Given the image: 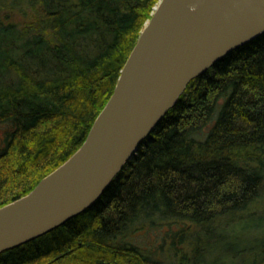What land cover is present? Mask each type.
I'll list each match as a JSON object with an SVG mask.
<instances>
[{"label": "trees", "instance_id": "16d2710c", "mask_svg": "<svg viewBox=\"0 0 264 264\" xmlns=\"http://www.w3.org/2000/svg\"><path fill=\"white\" fill-rule=\"evenodd\" d=\"M157 2L0 0V206L81 145ZM263 195L264 33L191 79L90 207L0 264H264V238L235 236Z\"/></svg>", "mask_w": 264, "mask_h": 264}, {"label": "water", "instance_id": "95a60500", "mask_svg": "<svg viewBox=\"0 0 264 264\" xmlns=\"http://www.w3.org/2000/svg\"><path fill=\"white\" fill-rule=\"evenodd\" d=\"M264 33V0H158L81 145L0 206V253L90 207L188 82Z\"/></svg>", "mask_w": 264, "mask_h": 264}, {"label": "rangeland", "instance_id": "374dc122", "mask_svg": "<svg viewBox=\"0 0 264 264\" xmlns=\"http://www.w3.org/2000/svg\"><path fill=\"white\" fill-rule=\"evenodd\" d=\"M241 216L244 217L243 220H245V222L248 220V218L246 216H252L254 218H257V219H253V220L249 221L248 226H246L245 228L240 229L239 231L235 232V236L237 237L239 242H241V244H244V242L247 239L251 238V237H256L257 239L264 238V195L259 200V202H256L255 204H253L249 208L247 213H245V214H243ZM230 221H233V220L232 219H228L227 223H229ZM230 225L232 226L233 223L229 224V226ZM238 226L239 225L237 224L236 228ZM160 233H161V229H151V230H149V234H148L149 239H151V241H154L156 239L155 242H150V244L154 243V245H157V247L159 246V243H160L159 240L160 239L158 237H159ZM226 233L227 234H233L234 230H230V228H228V231H226ZM157 238L159 240H157ZM192 244L193 243H190L189 245L192 246ZM184 248L191 249V248H189L187 246L184 247ZM156 249L158 250V252L156 253L158 256L165 257V258L169 257V259H171L172 252H171V250H169L168 247L165 246L163 249L158 247ZM186 251H187V255L189 257L190 256V254L188 253L189 250H186ZM219 253H221V252H219V251L216 252L215 255L212 256L211 258H214L215 256L217 257V255ZM223 255H221L219 258H223L222 260H225V261H231L232 258H230L228 255H225V254H223ZM247 255H249V254L247 253ZM211 258H209V259H211ZM236 261H238V259ZM235 263H237V262H235Z\"/></svg>", "mask_w": 264, "mask_h": 264}]
</instances>
